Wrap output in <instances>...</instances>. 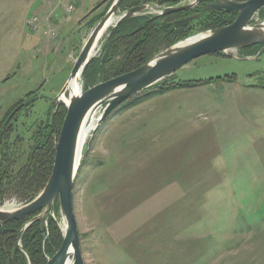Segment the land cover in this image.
Listing matches in <instances>:
<instances>
[{"label": "rangeland", "instance_id": "374dc122", "mask_svg": "<svg viewBox=\"0 0 264 264\" xmlns=\"http://www.w3.org/2000/svg\"><path fill=\"white\" fill-rule=\"evenodd\" d=\"M102 1L0 0V124L10 118L24 135V156L101 17L90 20L112 2L91 13ZM160 2L139 16L174 7ZM259 13L251 25L264 21ZM254 47L193 60L170 77L211 84L121 104L86 137L73 189L85 264H264V46ZM28 202L10 195L0 207Z\"/></svg>", "mask_w": 264, "mask_h": 264}, {"label": "water", "instance_id": "95a60500", "mask_svg": "<svg viewBox=\"0 0 264 264\" xmlns=\"http://www.w3.org/2000/svg\"><path fill=\"white\" fill-rule=\"evenodd\" d=\"M107 1L103 0L91 10V13L99 9ZM122 1L112 0L110 6L105 11L100 12L99 17L101 19L82 44L68 80L52 101V106L55 107L54 111L62 103L65 106L66 114L54 144V161L46 185L35 199L26 204L15 205L13 208L5 205L0 207V225L33 216L18 234L17 245L23 251L20 239L25 229L36 220H40L42 225L47 224V218L49 216L54 217L53 207L58 203L63 242L59 250L52 258L48 259L46 264H67L68 261H71L72 264H85L81 253L80 237L74 212L73 189L82 161V154H79L78 157L76 155L79 133L87 116L89 114L97 115L98 108H103L102 112L97 115V124L91 132V137H94L96 130L103 121L121 104L136 94L174 75L180 68L193 60L207 55L227 53L259 45L264 46V34L257 30L264 21L257 25H251L254 16L264 10V0H246L241 2L216 0L207 4L203 9V13L220 12L234 15L235 18L231 24L198 33L179 41L134 71L96 84L85 91L81 90L75 96H71L69 93L70 82L76 76H79L81 80L85 67L94 58L93 51L104 35L109 37L121 23L152 8L149 4L139 5L117 17L115 13L118 12ZM190 7H165L153 17L179 13ZM199 16L200 14L178 20L174 23V27L192 22L198 19ZM111 18L114 21L107 26ZM109 27V32L102 35V37V32L105 29L108 30ZM183 42V45L177 46ZM67 92L68 98L65 96ZM31 102L32 99L27 101L25 105L27 106ZM28 261L31 264L29 258Z\"/></svg>", "mask_w": 264, "mask_h": 264}, {"label": "trees", "instance_id": "16d2710c", "mask_svg": "<svg viewBox=\"0 0 264 264\" xmlns=\"http://www.w3.org/2000/svg\"><path fill=\"white\" fill-rule=\"evenodd\" d=\"M153 0H123L120 11L152 3ZM169 4L172 0H158ZM246 1V0H234ZM190 13L170 14L160 17H133L121 23L115 31L104 39L102 48L96 58H93L82 73L84 89L109 79L124 75L150 61L160 51L176 44L195 33L191 24L202 25V30L221 28L231 24L235 16L220 12L202 13L201 17L192 22L174 27V23ZM264 17V11L259 13ZM100 17L90 20L95 22ZM100 20V19H99ZM255 47L248 48L251 50ZM214 80L175 82L172 77L154 85L151 89L136 95L124 102L121 107H133L145 101L150 95H161L168 91L182 88H196L211 84ZM19 105V104H18ZM17 105V106H18ZM17 107L15 106L13 110ZM65 106L60 104L55 114H52L42 128H37V134H30L29 151L24 156V135L16 132L12 119L7 118L0 124H6L0 140V201L10 195L28 201L39 193L47 183L54 161V136L59 134L64 117ZM9 128V129H8ZM25 130V132H29ZM26 140V141H27ZM17 143V145H16ZM58 203L53 207L54 217L47 218V224L42 225L36 220L28 225L23 232L20 244L17 245L20 230L33 216L11 221L0 225V264H46L48 259L59 250L63 236L57 220ZM28 256V258H27ZM147 256L145 255V258ZM164 263V260L157 259Z\"/></svg>", "mask_w": 264, "mask_h": 264}, {"label": "bare ground", "instance_id": "6f19581e", "mask_svg": "<svg viewBox=\"0 0 264 264\" xmlns=\"http://www.w3.org/2000/svg\"><path fill=\"white\" fill-rule=\"evenodd\" d=\"M114 19L111 18L110 21L108 22V25H111L113 23ZM258 31H260L262 34H264V23L261 24V26L257 29ZM106 31V29L102 32L101 36L104 34V32ZM100 36V37H101ZM183 43L177 45V46H181L183 45ZM80 77L76 76L69 84V93L71 94V96H75L77 94H79L81 92V85H80ZM98 121V117L94 118V115L89 114L87 116V118L85 119L81 129H80V133H79V139H78V145H77V157L81 152V148L82 145L86 139V137L91 134V132L94 130L96 124ZM67 264H72L71 261H68Z\"/></svg>", "mask_w": 264, "mask_h": 264}, {"label": "flooded vegetation", "instance_id": "af4514ba", "mask_svg": "<svg viewBox=\"0 0 264 264\" xmlns=\"http://www.w3.org/2000/svg\"><path fill=\"white\" fill-rule=\"evenodd\" d=\"M111 1L112 0H108L104 4H110ZM215 1L216 0H172V4L174 5V7L191 6L186 10L180 11L179 13H175V14L190 13L185 17L179 18V20H181L198 14H200V16L198 17L200 18L201 13H203V9L207 6V4L213 3ZM99 9H101V7ZM99 9L97 11H99Z\"/></svg>", "mask_w": 264, "mask_h": 264}, {"label": "crops", "instance_id": "0c3cea01", "mask_svg": "<svg viewBox=\"0 0 264 264\" xmlns=\"http://www.w3.org/2000/svg\"><path fill=\"white\" fill-rule=\"evenodd\" d=\"M31 6V5H30ZM47 7V6H46ZM68 8V7H67ZM39 9H40V11H39V13L42 15V13H43V15H42V17L43 16H45V15H47V14H49V9H48V7H47V9L45 8L44 9V4L42 3V4H40L39 5ZM74 11V10H73ZM72 11V12H73ZM51 13H53V11H51ZM46 17V16H45ZM44 18V17H43ZM47 23H49L50 21L51 22H54L55 20L53 19V16L52 17H48L47 18V20H45ZM112 241V240H111ZM110 241V242H111ZM102 248H103V252L104 253H110V252H112L113 251V248H111V245L109 244V246L108 245H106V243L102 246ZM106 258V257H105Z\"/></svg>", "mask_w": 264, "mask_h": 264}, {"label": "built area", "instance_id": "2783aa9c", "mask_svg": "<svg viewBox=\"0 0 264 264\" xmlns=\"http://www.w3.org/2000/svg\"><path fill=\"white\" fill-rule=\"evenodd\" d=\"M163 8H164V7H161V10H163ZM157 9H158V8H157ZM71 10H72L71 7L66 8V11H67V12H70ZM36 21H37L36 19H33V20H29L28 22L31 23V24H33V23H35Z\"/></svg>", "mask_w": 264, "mask_h": 264}]
</instances>
